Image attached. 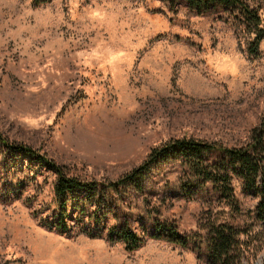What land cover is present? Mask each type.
I'll return each mask as SVG.
<instances>
[{"label":"rangeland","instance_id":"1","mask_svg":"<svg viewBox=\"0 0 264 264\" xmlns=\"http://www.w3.org/2000/svg\"><path fill=\"white\" fill-rule=\"evenodd\" d=\"M245 1L264 26V0ZM239 19L180 0H0V139L100 182L172 139L246 144L264 122V40L250 53L253 34ZM155 174L149 189L123 198L130 227L145 235L152 218L165 220L197 245L147 237L128 251L104 236L119 218L101 211L103 236L89 237L83 229L100 226L88 218L93 208L70 203L69 228H56L55 175L0 142V264H207L217 224L240 231L233 264H264L257 197L240 180L231 181L232 208L175 162Z\"/></svg>","mask_w":264,"mask_h":264},{"label":"trees","instance_id":"2","mask_svg":"<svg viewBox=\"0 0 264 264\" xmlns=\"http://www.w3.org/2000/svg\"><path fill=\"white\" fill-rule=\"evenodd\" d=\"M42 3L47 0H35ZM173 5L175 0H167ZM186 7L201 13L214 7L236 14L242 25L253 34L248 51L256 54L259 43L264 40V26L258 10L245 0H180ZM1 144L9 152H22L30 160L38 161L55 175L53 185V202L55 208L54 225L60 230L69 227L65 224L67 206L70 210L79 209L83 214L88 207L93 208L88 218H93L94 225H100L102 216L112 213L119 218L118 225L109 228L105 233L108 240L122 242L128 251L139 248L147 237L165 239L180 246L197 245L198 241L189 236L179 234L175 226L165 220L152 218V229L148 228L145 235L136 233L130 227L129 216L123 198L132 194L139 196L148 188V184L156 176L159 165L177 163L186 176L200 185L208 183L218 198L235 208L231 181L237 178L241 181L242 192L257 197L255 217L264 222V122L255 126L246 144L236 147L223 146L218 143L205 142L191 138L172 139L158 147L152 148L143 162L130 172L112 182L84 180L76 175H69L63 168L47 161L42 156L21 145L8 143L0 139ZM47 161V163H46ZM134 197V196H132ZM68 227V228H67ZM105 225L83 229L89 237L103 236L97 228ZM151 231H148V230ZM240 231L231 225H211L207 240H205L207 264H233L240 248ZM201 242V241H199ZM199 246V245H198Z\"/></svg>","mask_w":264,"mask_h":264}]
</instances>
